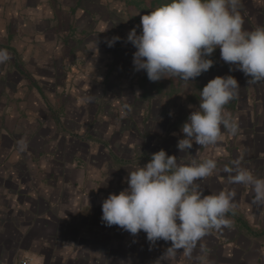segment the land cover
<instances>
[{"label":"crops","instance_id":"obj_1","mask_svg":"<svg viewBox=\"0 0 264 264\" xmlns=\"http://www.w3.org/2000/svg\"><path fill=\"white\" fill-rule=\"evenodd\" d=\"M251 1L242 0L238 7L239 14L245 8L250 11L241 16L243 23L255 22V27L243 24L246 30L264 26V12L254 10ZM78 3L0 0V49L9 56L0 63V246L6 245L0 248V260L12 262L27 255L36 264H264V202L256 201L250 185L230 183L224 171L238 161L264 178V81L249 85L250 77L230 71L234 66L228 64L226 75L240 86L225 106L237 122V133L222 128L216 144L193 143L181 152V127L198 107L199 96L188 85L170 82L173 77L150 81L125 57L116 65L111 50L96 42L94 48L84 47L81 56L83 29L58 26L65 9L81 18ZM99 5L104 8L99 17L96 10H85L89 19L96 25L102 19L112 24V6ZM69 35H75L72 45L66 42ZM133 81L138 92L142 90L137 101L143 103L139 112L144 128L121 105L124 100L116 99L121 91L137 95L130 92ZM96 85L99 94L91 93ZM155 103L161 107L150 123L147 114ZM27 130L29 134H20ZM21 136L28 138V150L20 155ZM164 148L178 163L215 159L217 169L199 182L201 189L205 195L235 193L236 207L226 216L229 226L210 230L190 257L183 250L169 256L170 241L153 244L143 231L132 235L101 219L103 200L126 189L128 172Z\"/></svg>","mask_w":264,"mask_h":264},{"label":"clouds","instance_id":"obj_2","mask_svg":"<svg viewBox=\"0 0 264 264\" xmlns=\"http://www.w3.org/2000/svg\"><path fill=\"white\" fill-rule=\"evenodd\" d=\"M240 0H168L149 14L141 16V32L129 31L127 41L133 53L135 71H145L152 82L172 77L190 83L207 72L214 61L209 57L220 49L221 59L230 71L243 72L249 85L264 81V26L243 28L238 11ZM120 37H113V46ZM8 53L0 49V63ZM240 86L232 75L217 76L199 91L194 107L181 127L183 138L177 147L183 152L193 143L214 145L222 138V128L232 135L238 125L225 106L238 94ZM124 115V113H121ZM213 158L178 163L161 149L150 161L128 172V187L110 193L102 202V221L117 225L132 235L146 233L147 241H170L169 256L183 250L190 257L198 241L210 230L229 226L226 219L236 205L235 193L220 191L205 195L200 181L213 175ZM229 182L250 185L258 202H264V178H258L239 162L225 166Z\"/></svg>","mask_w":264,"mask_h":264},{"label":"rangeland","instance_id":"obj_3","mask_svg":"<svg viewBox=\"0 0 264 264\" xmlns=\"http://www.w3.org/2000/svg\"><path fill=\"white\" fill-rule=\"evenodd\" d=\"M257 1L258 0H252L251 1L253 8H256L254 10H257L258 12L263 13L264 12V0H260V4H262L260 6L257 5V4H259ZM78 2L79 3L77 4L78 5L77 10L78 9L80 10V12L82 14L81 18L78 19L77 17H75L74 16V15H76L75 12L72 15L73 11H71V13L69 14L67 12L68 10L65 9L64 13L60 12L61 18H60V22L58 21V26L64 30H66L68 27L71 28V26H73V27L77 26L78 28L83 29V32L81 33L82 36H80V37L78 36L80 43H81V46H80V51L82 54L81 56L84 55V51L82 50L84 47L90 48V46L96 42L97 44L101 45L103 48H106L107 50H111V55L113 54L111 59H112V61H114V63L116 65L119 63L118 61H120V58H124V57L127 58L128 60L133 61V53L136 51V49L131 44V42L127 41V35L129 33V31L132 30L133 28H136L137 34H140V32L142 30L141 29V16L147 14L146 11H148L147 8L149 6L150 0H78ZM99 2L107 3L108 7L110 5L112 6V9L108 14V15L111 14V16H112V17L109 16L110 18L113 19L112 24L109 23L106 25L104 23V22H106L105 19H102V21H103L102 23H98L97 25L95 23L93 24L92 21L89 19V15H87L85 13V10L88 11L89 9L90 10L93 9V11L94 10L97 11V15L99 17L98 13L104 12V8L101 5H99ZM241 2H242V0H240V4H241ZM14 3H15V1H14ZM14 3H13V5H14ZM240 4L238 6L239 8H241ZM75 7H77V6H75ZM70 9H72V8H70ZM82 10H84V12ZM241 11H243L242 13H240V15L242 17L243 16L247 17V14H250V11H247L246 8H245V10L243 9ZM71 15L75 17L73 20H71V18H72ZM98 20H100V19H97V22H98ZM253 20L254 19L251 18V22ZM244 22H245V19H244ZM247 23H249L251 26L255 27V25H254L255 22H254V24H253V22L252 23L245 22L243 24H247ZM53 25H55V24H53ZM95 28H97V29H95ZM85 29L86 30L92 29V31H86ZM105 30H107V31H105ZM70 33L75 34V31L71 29ZM74 37H75V35H71V37L69 35L70 39H68V38L66 39V42L68 45H72L73 43H75V42H73V39L75 40ZM113 37H120V39L113 46L109 47L108 41L112 40ZM92 48H94V47H92ZM216 50H217V54H218V64L214 69L208 70L207 72L202 73L199 77H196L190 83H185V82H183V81H181L175 77H173V79H171L170 82L177 80L178 84H180V85H188V86H190L194 95L199 96V91L202 90L203 87L211 79H213L217 76H225L227 74L228 63L224 62L221 59L220 49L217 48ZM94 54H95L94 52H90V55H94ZM79 69L82 70L81 67H78V70ZM97 69H99V68H97ZM218 69H220L219 72H218ZM139 72L140 71H138V74H139ZM98 75H100V73ZM94 77H93V79H94ZM95 81H97V79ZM133 83H134V81L131 82V84H130L131 85L130 92H131V94L136 93L137 94L136 96L130 97L128 94L123 93L121 91L119 93V96L116 99H119L121 101L124 100L123 103L121 102L122 103L121 105L124 106L126 109H128L131 117L134 115L133 117H135L139 121V123L141 122V125L144 128L145 119L143 116H142L143 118H141L140 112H139V110L141 109L140 107L143 108V106H142L143 103H141V102L138 103V101H137V100L141 99V98H139L138 94L141 93L142 90H140V92H138L136 84H134V86H133ZM150 84H151V86L153 85L152 83H150ZM91 93L99 94V93H101V89L99 87H97V85H96L91 90ZM140 97H142L141 94H140ZM131 98L133 100V103L129 105L128 101ZM114 104H117V103L114 102ZM122 106H120V104H119L120 108ZM160 107L161 106L159 103L158 104L155 103L150 108L149 113L147 114V117H149L148 121H150V123L153 122L154 120H156L153 117V115H154L153 112L155 110H159ZM6 115L11 116V114H8V113H6ZM118 116L120 117L119 113H118ZM22 126L23 127L25 126V121L24 122L22 121ZM27 131H21L20 134H24V135L29 134V131L28 132ZM27 141H28V138H26L25 136L19 137L18 145H20L21 148H17L18 149L17 153H19L20 155L23 154L22 153L23 150L24 151L28 150V149H26V146H27L26 142ZM15 148H16V144H15ZM164 150L166 151V153H168V151H167L168 148H167V150H166V148H164ZM7 152H8V150L4 148L3 155H5ZM26 155L27 154H25V156ZM0 198H2V197H0ZM8 236H9V232H8ZM2 238H5V237L2 236ZM3 246L5 247L6 245L3 243V244H1L0 248ZM7 246H9V244Z\"/></svg>","mask_w":264,"mask_h":264},{"label":"trees","instance_id":"obj_4","mask_svg":"<svg viewBox=\"0 0 264 264\" xmlns=\"http://www.w3.org/2000/svg\"><path fill=\"white\" fill-rule=\"evenodd\" d=\"M167 2H168V0H150L149 6L147 8L148 11H146L147 14H149L151 11H153L157 7H159L162 4L167 3ZM209 58L214 61L213 66L209 69V70H212L218 64V54H217V50H215L214 53Z\"/></svg>","mask_w":264,"mask_h":264},{"label":"built area","instance_id":"obj_5","mask_svg":"<svg viewBox=\"0 0 264 264\" xmlns=\"http://www.w3.org/2000/svg\"><path fill=\"white\" fill-rule=\"evenodd\" d=\"M0 264H36L31 256L22 255L17 257L12 262L0 260Z\"/></svg>","mask_w":264,"mask_h":264}]
</instances>
